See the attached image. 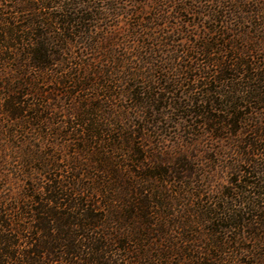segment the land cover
Wrapping results in <instances>:
<instances>
[{
  "label": "trees",
  "instance_id": "16d2710c",
  "mask_svg": "<svg viewBox=\"0 0 264 264\" xmlns=\"http://www.w3.org/2000/svg\"><path fill=\"white\" fill-rule=\"evenodd\" d=\"M169 1L171 12L160 7L151 13L148 23L154 26L144 27L147 34L129 30L128 38L143 40L138 43L133 41L131 47L133 50H141L136 51L135 58L139 67L131 68L134 71L122 73V78L115 79L114 77L119 76L118 69L108 72L93 70V61H88L76 65L80 72L52 79L62 86L71 83L74 90L65 93L71 101L84 91L98 92L89 98L80 96V103L71 102L68 115L72 120L66 122L67 125L57 124L56 127L46 123V119L50 118L42 115L46 110V94L39 88V84L44 81L41 74L51 73L54 65L66 63L64 54L69 50V41H72V37L66 36L69 32L78 36L83 34V37L90 39L92 43L84 48L92 53L102 49V38L98 37L96 40L91 34L92 29L88 23L94 20L85 14L88 6H83L80 12H69L60 19L53 16L50 18L58 26L55 28L65 33V36L56 38L58 44L45 38L46 30L42 29H46L48 22L42 17L44 14L38 15L41 20L31 18L24 26H15L13 22L11 30L3 27L10 25V20L0 19V60L16 62V66L9 69L12 72L6 75L0 73V117L10 121L13 127L6 130V138L17 136L14 132L23 134L28 129L40 136L49 130L51 132L48 134L53 137L73 135L72 145L75 146L73 155L70 160H66L64 166H57L49 160L45 163L32 156V161L28 164L31 168L30 175L27 174L25 180L30 178L35 185H32L29 194H9L8 197L0 194V264H264L262 180L250 184L244 182L250 188L254 187L253 195L244 198L243 188L240 186L230 195L231 202H227L228 206L222 203L202 211V228L185 230V225L181 224V231L173 232L167 227L161 213L153 210L155 201L141 198L142 192L127 179L131 171L127 169L130 163L135 167L143 164L133 148L137 131H149V126H157L156 115L164 114L163 101L167 103L171 99L167 94H175V89L168 84L183 87L190 82H197V86L211 83L216 85L213 89L206 90L211 97L221 94V89L226 88L230 89L234 98H243L244 90H233L235 81L240 84L250 83L248 87L251 89L264 83V63L257 60V52L264 49V0H208L209 5L202 4V43H195L182 50V54L189 56L191 48L194 49V53L198 55L196 61L202 57V62L196 66L180 64V68H167L166 60L160 58L158 61L155 58L157 53H162L161 47L169 45L164 43V39H170L175 31L179 32L172 28L167 36L164 28H161L163 24L156 21L167 23L172 13L179 19L181 9L191 11L186 0ZM177 3H181V8L177 9ZM46 8L48 5L45 0H40L33 9L41 11ZM25 11L30 9L21 10ZM95 13L99 15L101 12ZM137 25L141 29L139 22ZM57 30L55 33L58 34ZM25 31L26 35L23 34ZM144 39L150 43L145 44ZM155 41L157 43L153 44ZM53 45L58 50H52ZM117 46L110 45L112 48ZM108 47L104 46L103 49ZM12 49L22 51V59L10 56L7 51L2 52ZM171 51L178 50L171 48ZM175 60L176 57L172 62ZM168 61L171 62V59ZM120 63L124 64V61ZM112 64L116 66L117 62L114 60ZM113 70L115 73L111 72ZM29 71L36 72V78L31 77ZM186 71H195V75H185L183 82L178 83L175 76H183ZM111 79L123 84L121 96L130 102L126 114L138 119L137 131L134 130L135 124L129 126L127 138H112L107 124L97 118V112L105 111L110 103L113 105L111 97L116 86ZM127 80L131 83L124 86ZM54 95L55 92L52 91L51 97ZM251 96L261 99L256 94L244 97L247 99ZM24 97L34 99L36 103L29 104ZM99 97L105 99L99 101ZM203 98L204 96L200 104L196 100L192 102L193 106L199 105L202 109L190 111V116L201 117L200 124L213 134L219 130H234L235 111L244 106L236 104L227 110L215 109L225 113L219 117L210 114L214 100L208 99L207 106L203 105ZM168 105L171 106V102ZM52 109L48 107V110ZM240 119L241 117L238 122ZM120 132L124 130L120 128ZM106 135L109 138L104 139L103 136ZM115 140L117 145L114 144ZM252 146L257 147L255 142ZM262 152L261 155L264 156V150ZM3 157L0 154V159H6L5 155ZM51 158L60 160L55 156ZM78 158L87 163H77ZM36 161L41 162L42 166H35ZM260 164L262 168L259 167ZM251 165L257 172L264 174V164L255 161ZM16 170L23 173L24 165ZM59 171L65 175L58 174ZM257 172L254 174L256 178ZM37 174L41 177L33 176ZM86 178H90V181H85Z\"/></svg>",
  "mask_w": 264,
  "mask_h": 264
},
{
  "label": "rangeland",
  "instance_id": "374dc122",
  "mask_svg": "<svg viewBox=\"0 0 264 264\" xmlns=\"http://www.w3.org/2000/svg\"><path fill=\"white\" fill-rule=\"evenodd\" d=\"M45 2L48 8L38 11L33 8L38 6L40 0H0V19L8 18L10 20V25H3V27L6 28L5 30H11L13 22L15 26H24L31 18L41 20L42 18L38 15L44 14L42 17L43 19L46 18V23L48 22L46 29H42L43 31L46 30L45 38L47 41L51 40L58 44L56 38L65 36V33L63 30H57L56 25L52 23L53 19L50 20V18L53 16L60 19L69 12H80L84 8L83 6H88L85 14L94 20L88 23L92 29L91 34L96 37L94 38L96 40L99 39L98 37L102 38L100 46H109L106 49H103V47L100 50L97 49L99 51L97 53H92L88 48H84V46L92 43L86 36L83 37V34L73 35L70 32L66 34V36L72 37V41H69V50L64 54L67 60L66 63L54 65L52 67L54 70L51 73L41 74L44 81L39 84L40 90L46 94V104L44 105L46 110L42 115L50 118L46 119V123H50V126L54 127L57 124L59 126L67 125L66 122L72 120L68 115V109L73 102L75 104L80 103L82 98L80 96L89 98L93 94L97 95L98 92L95 90L84 91L80 93L79 97L71 101L70 97L65 94L67 91L74 90L71 83L62 86L52 81V79L61 75L69 76L71 72L78 73L80 68L76 65L88 61H93V70L108 72L114 68L118 69L119 76L114 77L115 79L122 78L123 74L134 71L131 68L139 67L137 66L139 63L135 58L136 51L141 50H133L131 47L133 41L138 43L143 42V40L138 39L137 41L128 38L130 35L129 30L143 35L147 34L148 31L145 28L154 26L148 23V19L152 17L151 13L160 7L165 8L164 10H170L171 8L169 7L171 6L169 0H45ZM185 2L190 6L191 11L186 12L181 9L179 19L172 13L167 23L160 20L156 21L158 24H163L161 28H164L165 33L172 30V28L179 30V32L175 31L174 34L170 35V39L168 37H166L167 40L164 39V43L169 45L161 47L162 53H157L155 57L158 61L160 58L166 60L165 66L167 68H180V64H183V66L185 64L196 66L197 63L201 64L202 62V60L200 61L202 57L196 61L198 55L194 53V49L191 48L190 54L188 53L189 56H186L185 53L182 54V50L190 48L189 46L192 47L195 43H202V4L209 5L210 1L186 0ZM176 5L177 9L181 8V3ZM23 9H30V11L21 12ZM95 11L101 13L98 15ZM164 16L166 17L167 14H164ZM138 22L141 29L138 28ZM39 30L43 32L41 29ZM56 30L59 32L58 34L55 33ZM26 33L27 31L23 34L26 35ZM167 34L169 36V33ZM144 43L149 44L150 41L144 39ZM116 44L117 47H110V45ZM171 45V48L178 51L172 52L169 47ZM53 46L52 50H58L56 45ZM168 50L169 52H167ZM5 51L10 56L22 59L20 54L23 53L20 50L12 49L3 50L2 52ZM141 55L146 58L144 53ZM174 57H176V60L172 62ZM93 58L95 59L93 60ZM169 59H171V62L168 61ZM114 60L117 62L116 66L112 64ZM257 60L264 63V49L257 52ZM121 61H124V64H121ZM128 62L132 63L128 64ZM14 66H16V62L0 60V73L6 75L12 72L9 69ZM55 70H61L62 72H56ZM111 72L115 73V70ZM145 72L149 73V70ZM257 72L256 70L255 73ZM160 73L165 74L164 71H160ZM30 75L35 77L38 74L32 71ZM181 75L178 74L174 78L176 81L178 80V83L183 82L185 75L187 77L194 76L195 71H186L183 76ZM235 82L232 85L233 90H237V92L244 90L243 98H234L233 93L229 91L230 89L226 88L221 89V94H215L211 97L206 91L216 86L211 83L197 86V82H190L185 83L183 87H175L172 85L173 83L168 84L170 88L175 89V94H167V97L171 99L167 100V103L163 101L165 105L164 114L156 115L157 126H149V131L136 130L138 119L130 117L128 113L126 114L125 111L129 108L130 102L122 98L123 84L121 85L117 80H113L116 86L115 89L113 88L114 95L111 97L114 100L113 105L109 102L110 104L106 106L105 111L97 112V118L103 124H107V128H110L112 138H127L129 136V126L135 124L134 130L138 134L134 138L133 148L137 152L138 158L143 160V164L141 167H135L134 164L130 163L127 169L131 171L127 179L142 192L141 198L155 201L153 210L161 213L167 227L171 228L173 232H180L181 224L185 225V230L202 228V211L216 205L219 206L222 203L227 205L228 202L229 204L231 202L230 195L236 191L235 188H240V186L243 188L244 198L253 195L254 187L250 188L244 182L246 184L256 180L264 182V174H261L260 171L257 172L258 170L251 165L255 161L264 164V156L261 155L264 150V102H260V100L264 101V83L257 84L256 82L257 87L251 89L248 87L250 83L240 84ZM130 83L127 80L124 86ZM52 91L55 92V95L51 97ZM250 94L260 95L261 99L258 100L254 96L245 99L244 96ZM202 96H204L203 105L209 106L208 99L210 98L214 100L215 103L213 109L210 108V114L219 117L224 116L225 113L215 109L227 110L236 104L244 106L235 111L233 116L235 120L234 130H219L213 134L208 132L204 125L200 124L201 117L190 116L192 114L190 111L202 109L198 107L199 105L193 106L192 103L196 100L200 104ZM101 97H99V101L105 99ZM47 98L51 99L47 100ZM26 99L31 105L36 103V100L30 97H24V100ZM170 102L171 106L168 105ZM48 107H52V111L48 110ZM240 117L241 119L238 122ZM12 128L10 121L0 117V130L2 131L0 133V149H2L0 154L2 157L6 156V159H0V194L2 197H8L9 194L25 195L32 191V185H35L34 181L30 178L25 180L28 177L27 174L30 175L31 168L28 164L32 161V156L41 159L45 163L49 160L57 166H64L66 160H70L73 155L75 147L72 145L74 143L72 141L73 135L70 134L68 137L63 135L61 138L53 137L48 134L51 132L49 130H46L47 134L45 130V132L42 131L44 132L41 135L42 137L40 134L36 135L34 130L28 129L23 134L14 132L17 136L6 138V130ZM120 128L124 132H120ZM103 138L107 139L109 137L106 135ZM253 142L256 143L257 147L252 146ZM114 144H118L117 140L114 141ZM252 152L255 155L251 154ZM51 156H55L60 160L55 161V158H51ZM21 162L24 165L23 173L16 170L21 167ZM76 162L87 163L80 158ZM41 164V162L36 161L35 166H42ZM259 167L262 168L261 164ZM91 171L95 173L94 170ZM78 172L83 173L82 170H78ZM256 172L258 178L254 177ZM58 174L65 175L60 171ZM33 176L36 178L41 177L38 174ZM84 180L90 181V178ZM142 189L143 191H141ZM258 189H255V191ZM240 199L242 198L240 197ZM236 204L238 205V202Z\"/></svg>",
  "mask_w": 264,
  "mask_h": 264
}]
</instances>
